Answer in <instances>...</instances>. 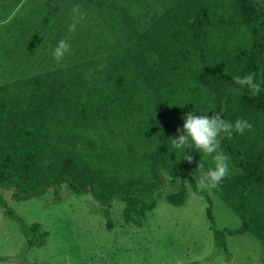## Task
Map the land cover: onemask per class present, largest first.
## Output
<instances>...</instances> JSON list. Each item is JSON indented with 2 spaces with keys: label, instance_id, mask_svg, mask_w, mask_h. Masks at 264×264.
<instances>
[{
  "label": "trees",
  "instance_id": "1",
  "mask_svg": "<svg viewBox=\"0 0 264 264\" xmlns=\"http://www.w3.org/2000/svg\"><path fill=\"white\" fill-rule=\"evenodd\" d=\"M87 1L69 23L39 7L25 17L21 8L4 10L0 23L13 32L5 28L12 43L1 49L7 70L21 76L0 83V187L28 199L67 185L105 206L122 201L125 223L142 227L165 174L203 195L197 180L214 154L193 147L189 161L172 138L185 113L218 111L251 128L220 139L231 172L208 188L241 220L237 232L264 247V0ZM73 8L74 0L68 10L80 12ZM61 39L68 50L49 65L47 46ZM248 73L259 91L233 80ZM187 198L182 186L166 201L180 206ZM9 213L30 246L48 237ZM214 235L226 249L225 232Z\"/></svg>",
  "mask_w": 264,
  "mask_h": 264
},
{
  "label": "rangeland",
  "instance_id": "2",
  "mask_svg": "<svg viewBox=\"0 0 264 264\" xmlns=\"http://www.w3.org/2000/svg\"><path fill=\"white\" fill-rule=\"evenodd\" d=\"M71 2L29 0L23 6L7 4L0 6V19L6 18L4 10L21 8L25 17L39 7L50 19L63 16L69 23L91 6L87 0H74V8L80 12L70 13ZM7 25L0 23V83L21 76L7 70L8 61L1 49L12 43L6 35ZM7 29L13 32L12 27ZM52 52L53 48L47 46L49 65L57 62ZM165 178L158 205L142 227L125 223L122 201L105 206L91 194H73L67 185L28 199H17L13 188L0 187V264H264L262 243L250 233L237 232L241 220L211 189L198 186L203 192L200 195L186 179L167 174ZM182 186L188 193L186 203L169 204L166 197ZM9 212L20 216L28 226L39 224L48 237L30 246ZM215 230L225 232L226 249L217 246Z\"/></svg>",
  "mask_w": 264,
  "mask_h": 264
},
{
  "label": "clouds",
  "instance_id": "3",
  "mask_svg": "<svg viewBox=\"0 0 264 264\" xmlns=\"http://www.w3.org/2000/svg\"><path fill=\"white\" fill-rule=\"evenodd\" d=\"M67 50V43L61 39L57 41L52 55L59 61ZM233 80L238 85H247L253 91L261 89V83L256 81L253 73L243 76L236 75ZM208 112L206 114H196L195 111L185 113L182 128H178V135L172 138L173 148L185 152L189 161L192 156L189 155L187 150L193 147L198 149L199 152L214 154L212 155L214 166L202 171L198 177L199 187H217L223 178L231 172L228 158L220 148V139L223 136L231 137L234 132L243 134L245 128H251V124L242 117L233 122L225 119L222 113L218 111L213 112L211 115ZM199 167L203 169V163H200Z\"/></svg>",
  "mask_w": 264,
  "mask_h": 264
}]
</instances>
